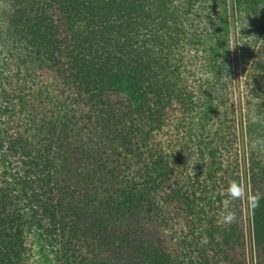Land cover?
<instances>
[{"label":"trees","instance_id":"16d2710c","mask_svg":"<svg viewBox=\"0 0 264 264\" xmlns=\"http://www.w3.org/2000/svg\"><path fill=\"white\" fill-rule=\"evenodd\" d=\"M228 2L5 0L0 21V246L6 251L0 253V264H24L26 229L35 224L51 236L53 251H45L50 264H177L135 239L130 223L135 213L159 208L153 203L157 196L164 203L166 194L169 203L183 202L187 209L209 198L214 216L216 204L229 197L216 181L211 191L205 185L200 191L159 186L135 194L133 176L127 180L131 147L142 149L133 137L143 131L145 116L166 120V108L175 104L186 111L183 69L189 58L198 71L210 72L212 85L198 100L203 97L208 118H213L218 92L232 76ZM191 18L203 23L194 24V34ZM194 37L206 54H193L183 43ZM45 72L55 81L48 77L52 82L47 83ZM252 73L258 75L256 91L264 101V53ZM219 148L218 142L211 144L212 151ZM256 193L264 196L255 185ZM253 211L256 217L258 207ZM140 216L141 225L146 218ZM217 242L208 241L205 251L225 252ZM150 254L154 259L149 263ZM202 254L200 264H211V255Z\"/></svg>","mask_w":264,"mask_h":264},{"label":"rangeland","instance_id":"374dc122","mask_svg":"<svg viewBox=\"0 0 264 264\" xmlns=\"http://www.w3.org/2000/svg\"><path fill=\"white\" fill-rule=\"evenodd\" d=\"M228 1L232 9L229 27L232 76L224 79L218 92L213 118H208L203 97L198 100V95L212 85L208 80L210 72L208 69L204 74L200 69L198 71L194 68L193 59L189 58L183 69L187 80V91L184 92L188 101L186 111L180 112L181 105L175 104L166 108L169 114L166 120L157 121L154 117L145 116L143 131L133 137V144L139 142L142 149L131 147L132 167L127 170V180L133 176L131 181L135 194L159 186L200 191L205 185L211 191L214 181L222 183L218 186L224 189L232 180L244 186L242 201L231 200L227 205L236 213V219L231 223L223 222V210L230 198L223 199V204H216L214 216L212 203L207 204L209 198L197 200L194 209H187L183 202L169 203L166 194L161 196L164 203L158 201L159 196L153 203L159 208H146L139 214L135 213L130 221L133 231L136 230L135 239H141L144 247L158 253L162 260H175L177 264H200L202 252L206 257L211 255L208 257L211 264H264V201L258 206L255 217L247 198L255 185L264 190V101L259 99L262 93L256 91L258 75L255 77L252 73L257 59L264 53V46H261L264 44V0H238L236 4L233 0ZM4 3L5 0H0V21ZM190 21L189 28L194 34V27L203 23L200 19L191 18ZM256 38H259L258 42ZM196 41L194 37L190 42L183 40V43L189 45L187 48L193 54H206ZM45 77L47 83L55 81L48 72H45ZM48 77L52 81H48ZM136 114L133 116L135 119ZM213 142L219 143L218 151L211 150ZM219 166L218 172H211ZM197 195L200 197L199 192ZM142 213L146 219L140 225ZM38 226L35 224L26 229L24 264H50L45 251H53L54 247L48 246L51 236H45ZM219 240L226 248L225 252L219 249L209 253L205 251L208 241L219 243ZM5 251L6 247L0 246V253ZM153 259L152 254L147 257L149 263Z\"/></svg>","mask_w":264,"mask_h":264},{"label":"clouds","instance_id":"9594fccd","mask_svg":"<svg viewBox=\"0 0 264 264\" xmlns=\"http://www.w3.org/2000/svg\"><path fill=\"white\" fill-rule=\"evenodd\" d=\"M224 191L227 193L230 200L226 201L225 208L223 210V212L225 213L223 215V222L231 223L233 220L236 219V213L234 211H230L227 205L230 203L231 200L242 199L245 195V189L244 186L239 181L232 180L229 182L227 188ZM247 198L251 207H258L260 204V200L264 199V196H261V194L259 193L256 194L248 193Z\"/></svg>","mask_w":264,"mask_h":264}]
</instances>
